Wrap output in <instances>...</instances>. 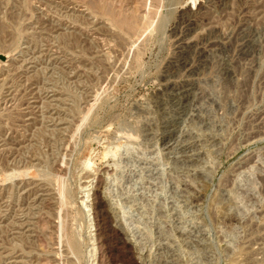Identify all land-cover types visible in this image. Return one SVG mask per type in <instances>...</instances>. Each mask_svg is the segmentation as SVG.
<instances>
[{
    "label": "rangeland",
    "instance_id": "rangeland-1",
    "mask_svg": "<svg viewBox=\"0 0 264 264\" xmlns=\"http://www.w3.org/2000/svg\"><path fill=\"white\" fill-rule=\"evenodd\" d=\"M116 169L174 195L146 248ZM96 198L103 264H264V0H0V264H99Z\"/></svg>",
    "mask_w": 264,
    "mask_h": 264
},
{
    "label": "bare ground",
    "instance_id": "bare-ground-1",
    "mask_svg": "<svg viewBox=\"0 0 264 264\" xmlns=\"http://www.w3.org/2000/svg\"><path fill=\"white\" fill-rule=\"evenodd\" d=\"M109 11L110 10L108 9V12ZM151 13H149V14L151 15ZM104 14H105V12H104ZM150 18H152V17H150ZM146 20H148V19H146ZM122 22H123V24H126L130 28V30L131 29H137L138 24H136L135 21H133V20H131L129 22L124 20ZM144 22H146V21H144ZM148 22H149V20H148ZM152 22H154V21H152ZM119 25L120 24H118V26ZM142 26H143V24H142ZM150 27H151V24H150ZM141 30L143 31L144 29H141ZM126 31H127V28H126ZM140 33H139V35H140ZM145 33L149 34V32H145ZM144 36H145V34H144ZM136 37H138V36H136ZM123 151H124L125 159L118 160L119 166L125 167V168L134 167L135 162H136V159H135L136 157H135V153L133 151L132 146L126 145L125 148L123 149ZM147 153H148V151L146 149H144L138 154L139 158L141 160H143L144 162H147V160H146V158H148ZM121 164H123V165H121ZM164 165H165V160L163 161V159L161 157L157 158L155 160V167H154L155 171H157L159 168L164 167ZM164 178H165V172L159 171L158 177H157V181H158L157 185L158 186L154 191V190H152L146 186V185H148V182H147L148 180L146 177V171H143V172L141 171L140 173L135 174L134 177H129L125 173V171H123L122 169L121 170H117V169L115 170L114 179H113L114 183H119V182L123 181V182H125V185H127L126 187H124L125 185H123L125 195H127V197L124 199V203L121 207V210L123 211V213L127 215V217L124 218V220H125L124 222L126 223L127 227H130V226L133 227L134 226V227L140 228L138 231L139 239H140L142 246L144 248H146L148 246V244L153 243V241H154L153 240L154 239L153 229L154 228L156 229L157 233L161 237L164 236L163 229H161L162 221H163V219H166V215H167L165 212H163V211H165L164 206L166 205V199L164 196L172 195L169 192L167 182L164 180ZM137 189L140 190L141 193L139 195H132V192H134ZM172 196L174 197V195H172ZM64 199H66V198H64ZM96 199L99 201H96L97 204L95 205V215H96L97 219L99 217L102 218L101 223H97L98 224L97 227H98V230L100 233V237L98 238V241H97V242H99V250H98V253L100 254V257H99L100 263L99 264H103L101 262V258H102V253L105 251L106 246L109 247L110 249L111 248L113 249L114 247H112V242L115 241V244L117 246L122 245L123 250H126L129 248V245L124 243L126 241H124V239H123V233L116 230V229H113L111 227V223L114 220L110 216V214L107 212L105 203L98 198H96ZM240 202L243 203V201H241V200H240ZM134 207H137L136 211H134ZM191 218H192V216L187 211V208H182V220H183V222H187ZM156 235L157 234L155 233V236ZM69 237H71V236H69ZM121 241L122 242L124 241V242L121 243ZM71 243H72V241H71ZM72 245H73L72 246L73 248L74 247L76 248V242H75V244H72ZM126 251H128V250H126ZM98 253H96V251H95V256H96V254L98 255ZM134 263H135V260H134Z\"/></svg>",
    "mask_w": 264,
    "mask_h": 264
},
{
    "label": "water",
    "instance_id": "water-1",
    "mask_svg": "<svg viewBox=\"0 0 264 264\" xmlns=\"http://www.w3.org/2000/svg\"><path fill=\"white\" fill-rule=\"evenodd\" d=\"M233 199V197L230 195V197H229V201H231Z\"/></svg>",
    "mask_w": 264,
    "mask_h": 264
}]
</instances>
